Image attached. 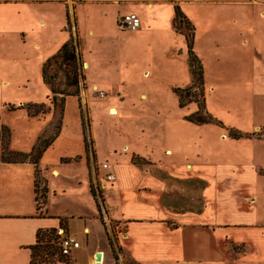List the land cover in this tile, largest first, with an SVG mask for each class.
Masks as SVG:
<instances>
[{
    "label": "rangeland",
    "instance_id": "obj_1",
    "mask_svg": "<svg viewBox=\"0 0 264 264\" xmlns=\"http://www.w3.org/2000/svg\"><path fill=\"white\" fill-rule=\"evenodd\" d=\"M246 1V3L239 5L194 2L185 6L188 8L189 13L187 14L191 18L199 17L196 20L198 24L202 23V12H206L218 14L217 26L221 24L222 27L231 30L249 27L264 30V20L259 19L260 12L264 11V0H257L259 4L249 2L250 0ZM176 5L182 7L175 4L174 8ZM113 9H115L114 6ZM34 18V23L43 20V14L40 10L34 11ZM67 29L71 38L73 37L78 42L84 63L85 80L79 96L66 97L63 105L64 116L61 132L55 139L53 147L47 151L40 163L39 169L43 173L40 174L39 178V192L41 194V189L47 185L51 202V205L46 209L38 212L35 197L33 198L30 194L35 184L36 167L33 165L2 164V144L0 142V264H29V245L35 242L36 234L34 231L30 234V228L35 223L23 221L16 216L34 211L35 206L36 214L34 217H26V219H51V223H56L59 219L67 221L68 226L71 225L72 231L78 233L77 239L79 241L75 239L81 246L80 249H73L69 258L73 264H90L89 248L95 243L105 241L104 234L102 229L93 222L90 226L91 233L88 241L87 235L83 234V220L72 217L77 216L80 212L78 205L74 204V199L80 194V190H77L79 189L77 177L83 176L84 170L74 164L72 168L65 171L66 175L55 178L54 176L57 175L53 174L52 170L60 165V158L75 157L82 154L85 150L83 144L86 136L92 152L94 153V145L98 151L99 164L95 165L94 168L97 182H93L96 195L99 196L100 192L103 193L104 191V188L101 187L104 184L102 179L104 180L103 175L105 173L102 164L109 163L113 166L115 160H119L125 153L129 154L130 151L139 153L143 160L152 158L154 162L153 159L161 155V149L164 147L166 118H181L185 121V117L193 114L197 109L199 110V106L203 104L200 90L196 88L182 92L183 96L191 97V100L188 99V101H192L189 103L191 105L188 104L186 107L179 105L176 89L185 90L192 86V75L188 64V54H186V41L182 36L178 35L171 39V36L154 30L143 35H136L134 33L136 31L120 29L118 23H114L111 15H108V32L103 37H108L109 47L113 45L118 50L116 53L108 52V66L116 65L119 72L113 73L108 86L101 84L99 85L100 89H98L86 81V63H90L91 74L98 76L104 63L103 57L105 55L101 52V45H104L105 41L103 43L102 40L98 39L99 37L86 30L82 31L84 37H81L73 22ZM96 32L98 35L99 32L103 31ZM199 33L200 39L203 38L201 29H199ZM217 44L213 46L215 51H209L206 48V51L201 52L204 56L203 62L194 51L203 65V70L205 68L202 89L206 99V110L210 112L237 111V114L238 111L241 114L244 111H250L251 118L249 120L251 122L248 128L252 130L256 125L264 126V93L256 91L255 93L246 92V95L237 93L239 94L237 95L236 91H233L234 88L247 86L248 84L242 79V76L248 77L252 75L254 70L253 62L236 63L238 54L247 53L249 47L238 45L239 43L232 36L223 37L221 42ZM27 51L28 49H20L16 52V58L0 63V129L5 126L10 130V150L25 154L31 153L34 146L54 136L55 126H57L60 117L59 111H61L59 104L57 107L55 106L54 95L50 87L43 81V62L32 57V55H28ZM219 52L222 54L220 58L216 55ZM54 74L56 75L55 72ZM240 75H242L241 78ZM56 77L55 88L64 90V75L59 72ZM143 93H146L148 97L144 98ZM56 96L58 100L64 97L61 94ZM43 103L44 110L49 111L47 115L34 119L27 116L28 105L38 104L40 106ZM113 108L117 111L115 114L111 112ZM36 110H39V107L33 108L32 111ZM201 112L204 113V111ZM211 113L213 114V112ZM213 115L219 118L215 114ZM55 117L54 129H52L50 125ZM219 119L227 127H230V124L225 120ZM232 127L231 125L230 128ZM45 131H47L46 134ZM225 132L229 134L227 130ZM252 136L264 139V128L258 129ZM261 142L262 144H258L256 148V155L263 157L264 140ZM125 146L128 147V152ZM262 159L264 161V157ZM140 168L143 170L148 167L142 165ZM151 173L158 174L167 183L168 189L172 191L168 193L166 192L168 190H165L164 193L166 194L162 196L163 204L177 207L181 212L185 210L201 212L203 210L205 199L202 195L204 189L209 185L208 181H200L196 178L176 181V177L171 175L173 172L170 170V175L168 172L158 169L151 171ZM115 183H108V205L115 215L120 216L122 207L126 204L123 202ZM132 184L146 185L157 192H160L162 186V189L166 187V184L158 185L151 178L143 181V177H136ZM229 185L230 183H227V186ZM129 186L132 187L130 183ZM262 192H264V185L259 188L258 193ZM138 194L140 195V192ZM235 194L239 193L235 192ZM96 199L101 202L100 197ZM48 208L52 213H48ZM101 212L102 214L99 212V217H102L106 224L109 237L119 244V240L126 233L124 225L112 221L109 214L110 209H108V220L103 214V209ZM257 213L258 218L264 221V195L259 198ZM224 220L233 224L235 217L227 214L224 215ZM184 235L185 248L180 258L177 259L180 263L174 260L175 256L174 259L168 258L162 250L157 255H149L141 247L138 249L132 247L131 250L137 249L144 252V255H138L139 261L143 264H264V259H252V254L249 256L247 253L246 260L240 262L228 259L224 261L207 260L200 253L208 254L206 247H202V245L210 244L211 246L209 233L206 231L201 233L198 229L192 232L190 228H184ZM67 236H70L69 233ZM137 236L136 234L135 237ZM188 241L193 242L195 248L187 247ZM29 242L31 243L27 244ZM242 250H244L243 247L238 249V252H242ZM74 257L77 261L74 260ZM117 259L119 260L118 264H135L123 253L117 254Z\"/></svg>",
    "mask_w": 264,
    "mask_h": 264
},
{
    "label": "crops",
    "instance_id": "obj_2",
    "mask_svg": "<svg viewBox=\"0 0 264 264\" xmlns=\"http://www.w3.org/2000/svg\"><path fill=\"white\" fill-rule=\"evenodd\" d=\"M194 2L201 4L228 3L239 5L247 1L0 0V63L16 58V52L20 51V49H28V55H32V57L42 61L44 65L46 61L58 53L65 43L70 41L71 34L67 28L68 15L69 17L71 15V22L77 27L81 37H84L82 36V31L86 30L94 36L99 37L98 39L102 40L103 43L105 41L104 45H101V52L105 55L103 57L104 63L99 70L98 76L91 74L89 62L86 63L87 70L85 72L86 81L100 89L99 85L105 84L108 86L113 73L119 72L116 65L108 66V52H118L113 45L108 46V37H103L108 32V15H111L114 23H117L118 19L123 15L136 14L142 23L141 28L134 32L136 35H143L154 30L171 36V39L178 35L185 39L174 27V5L179 4L182 6L184 14L196 29L194 51L202 62L204 61V56L201 52L206 51V48L209 51H215L213 48L214 44L218 45L217 43L221 42V39L225 36H232L239 43L238 45L249 47L247 53L238 54L236 63L253 62L254 66L252 75L248 77L240 75V78L242 76V79L248 85L237 87V89L234 88L233 91H236V94L239 93L240 95H246V92L255 93L256 91L264 93V30L251 27L231 30L230 28L222 27L221 24L217 26L218 14H208L206 12H202V23L198 24L196 20L199 17L191 18L187 14L189 10L185 6ZM249 2L259 4L257 0H250ZM113 6L115 9H113ZM189 9L191 8L189 7ZM35 10H40L41 14H43V20L39 23L33 22ZM259 19L264 20V11L260 12ZM199 29L203 32V38L201 39ZM101 30L103 32H99L97 35L96 31ZM202 39L203 41H201ZM186 54H188V51H186ZM216 55L220 58L222 54L219 52ZM142 96L144 98L148 97L146 93H143ZM198 111L197 109L193 114H196ZM111 112L113 113V111ZM208 112L212 116L215 114L230 124V127L232 125V128L245 134L254 135L258 129L264 128L261 125H256L252 130L248 128L251 122L249 120L251 118V115H249L250 111H244L243 114L240 111H238V114L237 111H211L213 114L210 111ZM215 118L220 120L217 117ZM184 119L186 122L181 118H166L164 124L166 127L164 131V147L161 149V155L153 159L156 162H153L152 158L145 160L144 165L148 168L142 170L140 165L135 164L133 158L141 157V155L130 151L129 154L125 153L123 157L113 162L114 167H112L113 169L115 168L114 171L117 175L116 183L107 182L105 171L103 175L104 180L102 179L104 184L101 186L104 188V191L103 193L100 192V195L97 196L101 198V202L98 203L101 209H103V214L107 220L108 209H110L109 214L112 221L124 225L126 233L119 240V244L109 237L106 224L99 217L97 199L92 193V186L94 188V182H97L94 168L95 165L99 164L98 151L95 145L94 153L91 149L89 158L87 157L84 142L85 150L82 154L75 157H61L60 165L53 168V174L57 175H53L55 178L66 175L65 171L72 168L74 164H77V166H80L84 170V175L77 177V187L79 188L77 190H80V194L76 196V199L73 198L74 204L78 205L80 212L77 216L72 217L83 220V234L87 235L88 241L90 240L91 233L90 226L93 222L102 229L105 240L90 246V264H96L95 258L97 253L102 254L101 264H118L117 254L119 253H123L126 257H129L135 264H143L139 261L138 255H144V252L137 250L138 247L143 248L149 255H157L162 250L168 258L172 259L175 256V259H173L179 262L177 259L180 258L186 244L184 228H190L192 232L198 229L201 233H204V231L209 233L211 236V246L210 244L202 245V247H206L208 254L200 253L207 260L218 259L224 261L228 259L240 262L246 260L247 254L249 256L252 254V259L255 260L264 259V221L258 218L257 213L259 198H262L264 195V192L258 193L259 188H262L264 185V174L261 173V171H264V161L262 159L264 156L256 155V148L258 144H262L261 141L264 139L255 138L254 136L233 139L229 134H226V129L224 130V128L215 124L198 125L186 120V117ZM55 120L56 117L50 125L52 129H54ZM47 131H45V134ZM125 147L128 152V147ZM47 151L44 153L40 163L46 156ZM2 164L7 163L2 161ZM7 165L22 166L33 164L28 162ZM157 169L166 171L168 174L169 170L172 171L173 174L171 175L174 178L176 177V181L193 180L195 178L200 181H208L209 185L204 189L202 195L205 199L203 210L201 212L191 210L181 212L177 207L163 204L162 196L166 194L164 193L165 190H168L166 191L168 193L171 190L168 189L167 183L158 174L151 173V171ZM92 170L94 171L92 172ZM41 173H43L42 170ZM136 177H143V181L151 178L158 185L162 186L166 184V187L162 189V186L160 192H157L146 185L139 186V184H132ZM108 183H115L117 185L116 188L118 187L121 198L126 204L122 207V214L120 216L115 215L108 205ZM129 183L132 187L129 186ZM227 183H230V185L227 186ZM234 191L239 194H235ZM241 191L243 192L240 193ZM244 191L247 194H244ZM139 192L140 195L138 194ZM30 194H32L33 198L35 197L36 203L35 184ZM49 197L48 190L46 207L51 205ZM49 212L52 213L48 208ZM34 214H36V206L34 211L16 216L19 219H23V221L27 220L35 223L30 228V234L33 231L36 233L35 242L29 245V247L36 243L39 229L60 228V220H57L56 223H51V219H26V217H34ZM227 214L235 217L233 224L224 220V215ZM68 233L76 239L79 236L78 233L72 231L70 224L68 226ZM136 234L138 235L137 237H135ZM187 243V247L195 248V245L192 244L193 242L188 241ZM132 247L137 249L131 250ZM241 247L244 250L238 252V249L240 250ZM80 248L81 246L77 249ZM116 251L118 252L117 254ZM30 261L31 250L29 249V264Z\"/></svg>",
    "mask_w": 264,
    "mask_h": 264
},
{
    "label": "trees",
    "instance_id": "obj_3",
    "mask_svg": "<svg viewBox=\"0 0 264 264\" xmlns=\"http://www.w3.org/2000/svg\"><path fill=\"white\" fill-rule=\"evenodd\" d=\"M68 26H71V19L68 15ZM174 27L176 31L183 35L186 39L187 43V51H188V64L190 68V72L192 75V86L183 90L176 89V92L179 97V102L181 107H186L189 103H192L191 97L187 98L183 96V91H188L191 89L198 88L203 97V104L198 105L199 111L196 114L190 115L186 117L187 120L193 122L198 125L204 124H215L221 128L226 129L229 132V136L233 139H240L245 136L241 131L227 127L221 120L216 119L206 110L205 104V95L204 90L202 89L204 82V70L203 65L197 55L194 52V42H195V27L192 25L190 20L185 16L182 12L181 8L176 5L175 6V19H174ZM84 63L82 60V55L79 51L78 42L73 39V37L63 45V47L51 57L48 61H46L43 65V81L50 87L52 94L54 95L53 100H55V106L58 104L61 107L60 117L58 119L57 126H55L54 136L51 139L45 140V142H40L37 146L33 148L31 153L25 154L21 152H14L10 150L9 143L11 138V133L8 127L3 126L0 129V142L2 144V154L1 158L4 163L7 164H18V163H32L36 167L35 174V192H36V203H37V211L40 212L46 209L47 199H48V187L45 185L41 189V194L39 192V178L41 174V170L39 169V163L42 159L44 153L54 144L55 139L59 135L61 131L63 116H64V103L65 99L68 96L76 97L79 96L83 82L85 80V75L83 72ZM61 72L65 77V89L60 90L55 88L56 85V75ZM198 85V86H197ZM180 92V93H179ZM57 94H61L62 97L60 100L57 99ZM193 100V99H192ZM195 102H197L195 100ZM198 103V102H197ZM39 107V110L32 111L33 108ZM27 114L30 118H40L47 115L46 110H44V103L38 106V104H30L27 106ZM201 111H204L202 113ZM247 137L252 136V134H246ZM85 148L87 152V157L89 158L91 152L90 142L87 137H84ZM34 153V154H33ZM133 162L140 166L145 164V160L140 157H134ZM262 173V171H261ZM92 193L94 197L97 198L96 192L92 186ZM98 209L100 214L101 207L98 203ZM102 218V217H101ZM60 220V228H51V229H40L37 232L36 243L29 247L31 250V261L30 264H73L72 260L69 258L70 256L64 255L62 252V239L67 236L68 233V223L64 219ZM103 220V219H102Z\"/></svg>",
    "mask_w": 264,
    "mask_h": 264
},
{
    "label": "built area",
    "instance_id": "obj_4",
    "mask_svg": "<svg viewBox=\"0 0 264 264\" xmlns=\"http://www.w3.org/2000/svg\"><path fill=\"white\" fill-rule=\"evenodd\" d=\"M117 23L119 28L122 30L137 31L141 28L140 18L133 13L121 16ZM102 168L106 171L107 182L111 183L117 180V175L114 173L112 165L104 163L102 164ZM61 246L63 254L69 256L73 249L80 247V244L75 238L68 236L62 239Z\"/></svg>",
    "mask_w": 264,
    "mask_h": 264
},
{
    "label": "water",
    "instance_id": "obj_5",
    "mask_svg": "<svg viewBox=\"0 0 264 264\" xmlns=\"http://www.w3.org/2000/svg\"><path fill=\"white\" fill-rule=\"evenodd\" d=\"M95 262H96V264H101V262H102V254L101 253L96 254Z\"/></svg>",
    "mask_w": 264,
    "mask_h": 264
},
{
    "label": "bare ground",
    "instance_id": "obj_6",
    "mask_svg": "<svg viewBox=\"0 0 264 264\" xmlns=\"http://www.w3.org/2000/svg\"><path fill=\"white\" fill-rule=\"evenodd\" d=\"M96 90H98V89H96ZM112 111H113V113H112V114H115V113H116V109H113Z\"/></svg>",
    "mask_w": 264,
    "mask_h": 264
}]
</instances>
